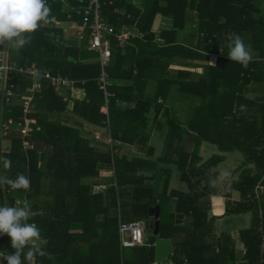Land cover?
Here are the masks:
<instances>
[{
	"label": "trees",
	"instance_id": "trees-1",
	"mask_svg": "<svg viewBox=\"0 0 264 264\" xmlns=\"http://www.w3.org/2000/svg\"><path fill=\"white\" fill-rule=\"evenodd\" d=\"M102 4L104 18L117 28L124 22L151 32L158 16L171 20L160 32L162 45L153 42L152 34L124 49L114 41L108 115L101 111V67L89 61L97 55L88 50L87 40L61 47L45 28H38L30 43L18 49L21 63L86 81L77 87L85 91L84 98L69 101L43 81L35 113L39 129L27 138L35 147L25 150L23 139L12 134L9 152L0 154V177L24 174L30 179L27 190L0 184V206L30 200L29 209L37 214L28 222L41 230L48 253L37 256L35 264H156L155 238L144 246L122 248L119 234L120 221H148L156 206L162 208L160 237L170 238L175 247L174 263L264 264V192L256 190L264 186V0ZM49 8L47 21L54 16L66 21L63 3ZM233 34L251 46L253 58L246 67L227 58ZM220 49L224 56L210 65L209 54ZM15 82L30 84L22 77ZM255 92L263 94L249 96ZM177 98L190 107L186 118L176 107ZM14 113L20 121L21 108ZM94 132L111 143L97 141ZM155 133L164 138L159 155L151 144ZM201 144L214 146L217 153L203 160ZM128 148L135 149L131 157ZM233 152L242 155L243 163L232 185L218 186L228 199L219 216L212 213L217 184L210 179ZM5 159L11 161L9 168ZM95 186L103 188L95 191ZM173 198L183 223L170 212ZM243 215L250 222L237 231L239 249L233 230L217 223ZM0 250L14 253L10 237L0 235Z\"/></svg>",
	"mask_w": 264,
	"mask_h": 264
},
{
	"label": "built area",
	"instance_id": "built-area-1",
	"mask_svg": "<svg viewBox=\"0 0 264 264\" xmlns=\"http://www.w3.org/2000/svg\"><path fill=\"white\" fill-rule=\"evenodd\" d=\"M60 1L69 10L66 21L70 24L61 28L66 21H60L56 17H51L47 22H41L38 28L49 29L50 35L58 41L61 35L54 31L61 28L63 34L72 32L78 41L85 40V34L88 32V50L97 55V62L101 67V74L98 78L99 89L104 93L105 105L102 107V113L109 114V99L113 94L110 93L108 67L112 59V48L115 41L116 46L124 49L132 40L147 41L149 34L154 35L153 42L162 45L163 39L160 36L162 30H167L170 18L158 16L151 32H144L137 27V24L129 25L122 23L118 28L109 23L102 13V0H75L76 5L71 8L67 0H47L48 7L51 3ZM73 14L82 18L80 26L72 25ZM121 14L124 15L122 12ZM131 15H127L130 19ZM224 51L221 49L217 53L209 54V64L216 66ZM22 77L29 80L30 84L25 87L19 86L15 82L16 78ZM43 81H46L50 87L64 101L70 99H80L76 95L78 86L84 85L85 80L71 78L61 73L53 74L50 71L40 69L37 65L21 64L17 60L11 58L10 42L0 41V154L8 153L10 150L9 138L12 134L19 135L23 139V147L25 150L35 147V143L27 140L37 128V119L35 113L37 109L38 96L43 91ZM19 99V101H17ZM15 107L21 108V120L14 114ZM109 124V120L107 121ZM13 131H16L14 133ZM7 141L8 145L5 144ZM109 143L111 139L109 138ZM95 191L100 189H96ZM257 193L264 192V186L259 184L256 188ZM27 202L30 207V200L18 199L15 207L23 206ZM119 234L121 236L122 248H132L144 246L148 243L146 237L147 229L142 222H119ZM7 252L0 250V264H7L3 260V256ZM9 254V253H8ZM165 264V263H164ZM168 264H177L172 260ZM187 264V261L184 263Z\"/></svg>",
	"mask_w": 264,
	"mask_h": 264
},
{
	"label": "clouds",
	"instance_id": "clouds-1",
	"mask_svg": "<svg viewBox=\"0 0 264 264\" xmlns=\"http://www.w3.org/2000/svg\"><path fill=\"white\" fill-rule=\"evenodd\" d=\"M49 14L47 0H0V41H9L23 48L30 43V34L37 31L41 22H47ZM226 46L230 61L246 67L253 58L251 46L246 45L238 34L230 35ZM3 164L9 168L11 161L5 159ZM228 175L227 171H223L210 182L216 184ZM0 184L8 185L12 190H27L30 179L18 174L15 179L0 177ZM36 214L29 209L27 202L21 207L0 206V235L10 237L11 247L15 250L3 256L7 264H35L37 256L48 255L43 247L47 241L41 236V230L35 223L28 222L29 216Z\"/></svg>",
	"mask_w": 264,
	"mask_h": 264
},
{
	"label": "rangeland",
	"instance_id": "rangeland-1",
	"mask_svg": "<svg viewBox=\"0 0 264 264\" xmlns=\"http://www.w3.org/2000/svg\"><path fill=\"white\" fill-rule=\"evenodd\" d=\"M78 20H79V24L81 25L82 23V18L80 16H78ZM64 26H67V23H63ZM65 35V34H64ZM76 40V38H75ZM70 41H66V39L61 35L60 38L58 39L57 42L53 41V43H56L57 45L61 46V47H70L71 43H69ZM10 46L11 49L14 53H16V49L18 47H16L12 42H10ZM262 89L264 90V85H261ZM263 93H250V97L253 96H260ZM77 95V94H76ZM177 97V95H176ZM19 101V99L17 100ZM176 103V107H178V109H180L181 115L182 117H185L189 114L190 112V107L186 106V103L182 101V99L180 98V100L177 98ZM190 105V103H188ZM188 109V110H187ZM94 137L97 141H104L105 143H109V138L107 136L102 135L99 132H94ZM163 143H164V138L163 135L160 133H155L154 136L151 139V144L155 145L156 147V155H159L162 150H163ZM128 153H129V157H131L134 154L135 149L134 148H128ZM217 153V149L214 146H207V144H201L200 150H199V154L201 157H203V160H206L207 158L211 157L212 155ZM228 155V159L225 163H223L221 166H219V168L217 169L218 174H212L211 175V179H216L218 177V175H220L221 172L223 171H227L229 173L228 176H226L222 181H219L217 184V187L214 189V192L216 194H214L212 196V213L216 214V215H221L222 214V210L225 208L226 202L228 201L227 198H224L221 194V188L223 186H227V185H232V183L234 181L237 180L238 176H239V170L240 167L242 166V155L238 152H233L230 154H226V156ZM239 171V172H237ZM234 172V174H233ZM112 174L110 172H106L105 176H111ZM175 186H179V185H175ZM221 188H219V187ZM101 187L97 186L96 189H100ZM103 188V187H102ZM237 197L236 193L235 196ZM164 218L167 220L169 218V214L165 213ZM226 220H229L228 222H226ZM143 225L145 226L146 224V220L142 221ZM250 222V216L249 215H243L242 217H227L225 219L219 220L218 221V227H220V229H225V226L231 230H233L231 232V235L233 237H235L237 239V245L239 249H242V243L239 240V237H237V231L239 229L242 228H246L249 225ZM231 225V227H230ZM146 237L148 239V241H151L150 239L155 238L153 236V232H149L146 234ZM175 250L174 245L172 244V252ZM171 260L168 259L165 264H168L169 261Z\"/></svg>",
	"mask_w": 264,
	"mask_h": 264
},
{
	"label": "water",
	"instance_id": "water-1",
	"mask_svg": "<svg viewBox=\"0 0 264 264\" xmlns=\"http://www.w3.org/2000/svg\"><path fill=\"white\" fill-rule=\"evenodd\" d=\"M72 61V58H70ZM104 132L105 129H102ZM177 199L171 200L170 212L176 214V221L183 223L184 215L176 213ZM161 206H156L150 209V219L146 222L147 233L153 232L155 237V262L156 264H164L172 256V240L170 238L160 237V219H161Z\"/></svg>",
	"mask_w": 264,
	"mask_h": 264
},
{
	"label": "crops",
	"instance_id": "crops-1",
	"mask_svg": "<svg viewBox=\"0 0 264 264\" xmlns=\"http://www.w3.org/2000/svg\"><path fill=\"white\" fill-rule=\"evenodd\" d=\"M102 1H103V0H102ZM67 2H68L69 6H70L71 8H73V6L76 5L75 0H67ZM53 3H56V2H53ZM66 10H67V8H66ZM67 12L69 13V10H67ZM68 13H67V14H68ZM54 17H55V16H54ZM77 18H78V15L73 14V22L71 23L72 25L80 26V25H78V24H79V20H78ZM60 21H61V20H60ZM155 21H156V20H155ZM64 23H67V24H68L67 26H69V24H70L69 21H66V22H64ZM67 26H64V25L62 24V27H61V28H64V27H67ZM61 28H59V29H55L54 31L58 32L59 35H62V36L66 39V41H70L69 43H71V44H72V42H74V41H78L77 39L75 40L76 37H74V35L72 34V32H68V33H66V34L64 35V34H63V30H61ZM39 29H42V28H39ZM45 29H46V32H45V33H46V36H47L48 38H50L51 41H54L55 38L52 37V36L50 35V32H51V31H50L49 29H47V28H45ZM85 40H87V43H88V32L85 34ZM55 42H57V41H55ZM18 49H19V47L16 49V53H14V52L12 51V49H11V46H10V54H11V58H12V59L17 60L19 63H21V62L19 61V58H18V55H19V54L17 53ZM95 57H96V56H95ZM89 61H97V57H96V58H90ZM21 64L29 65L28 63H21ZM39 68H40V67H39ZM40 69H41V68H40ZM76 94L78 95V97H79L80 99H83L84 96H85V91H84L83 89H79V88H78ZM5 144L8 145L7 141L5 142ZM225 208H226V207H225ZM225 208H224V211H225Z\"/></svg>",
	"mask_w": 264,
	"mask_h": 264
}]
</instances>
